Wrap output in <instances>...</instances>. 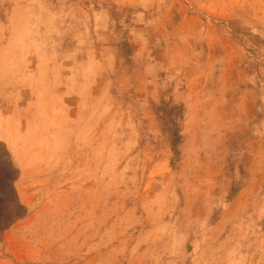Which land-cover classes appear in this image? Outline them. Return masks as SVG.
<instances>
[{"label": "rangeland", "instance_id": "1", "mask_svg": "<svg viewBox=\"0 0 264 264\" xmlns=\"http://www.w3.org/2000/svg\"><path fill=\"white\" fill-rule=\"evenodd\" d=\"M0 264H264V0H0Z\"/></svg>", "mask_w": 264, "mask_h": 264}]
</instances>
